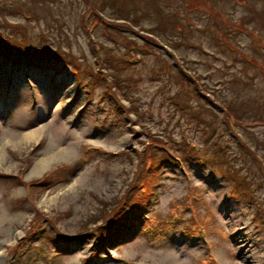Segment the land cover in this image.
<instances>
[{
  "label": "rangeland",
  "instance_id": "rangeland-1",
  "mask_svg": "<svg viewBox=\"0 0 264 264\" xmlns=\"http://www.w3.org/2000/svg\"><path fill=\"white\" fill-rule=\"evenodd\" d=\"M90 1L0 0V40L68 62L35 56L0 111V264H264V0H100L85 30Z\"/></svg>",
  "mask_w": 264,
  "mask_h": 264
},
{
  "label": "bare ground",
  "instance_id": "bare-ground-1",
  "mask_svg": "<svg viewBox=\"0 0 264 264\" xmlns=\"http://www.w3.org/2000/svg\"><path fill=\"white\" fill-rule=\"evenodd\" d=\"M34 134H33V132H31V133H28L27 135L25 134V135H23V136H18V135H16V137H14V143L16 144V145H18V144H21V143H23V142H25L27 139H30L32 136H33ZM2 158V153H1V150H0V159ZM5 159V158H4ZM239 234L240 233H242V230H241V232H238ZM245 242H247V241H245ZM246 249V248H245ZM240 256H241V253H240Z\"/></svg>",
  "mask_w": 264,
  "mask_h": 264
},
{
  "label": "trees",
  "instance_id": "trees-1",
  "mask_svg": "<svg viewBox=\"0 0 264 264\" xmlns=\"http://www.w3.org/2000/svg\"><path fill=\"white\" fill-rule=\"evenodd\" d=\"M0 37H2L1 35H0ZM114 86H116L117 87V84H116V82L114 81Z\"/></svg>",
  "mask_w": 264,
  "mask_h": 264
}]
</instances>
